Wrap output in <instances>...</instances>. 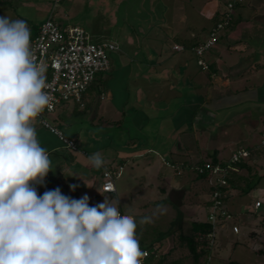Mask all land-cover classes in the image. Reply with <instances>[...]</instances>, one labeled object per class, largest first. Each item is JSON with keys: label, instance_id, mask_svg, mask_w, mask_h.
<instances>
[{"label": "crops", "instance_id": "0c3cea01", "mask_svg": "<svg viewBox=\"0 0 264 264\" xmlns=\"http://www.w3.org/2000/svg\"><path fill=\"white\" fill-rule=\"evenodd\" d=\"M229 1L235 2L233 19L224 34L219 35L216 44L205 52L208 69L203 68L198 59L197 63L192 61L186 53L188 50L195 51L193 48L204 41L202 33L193 29H190L191 32L186 29L171 31L176 40L172 46L174 55L157 61L144 55L142 58L130 57L128 64L118 58L117 66L111 75L106 76L104 83L96 84L94 80L82 101L72 99L62 102L56 110L65 113L66 118L82 109L83 112L91 111L90 114L96 118L100 116L99 120L105 118L104 124H114L120 129L121 137H126L128 148L117 152L116 160H113L117 167L123 166L130 158L135 161L136 156L145 157L149 152H154L156 159L153 163L148 161L149 164L147 162L144 167L150 179L145 186H155L161 192L174 190L170 176L162 172L163 163L167 166V162L180 166L185 164L182 172L178 173L182 174L187 167L195 171V165L191 167L186 159L188 156L194 158L195 164L212 160L214 154L219 162H226L229 159L222 156L226 148L235 146L231 153L239 148H251L252 154L245 159V167L232 174L226 199L233 216H242V212L233 211V198L238 191L244 192L250 187L252 177H258V182L264 177L263 170L257 175L264 157L260 146L241 145V142L251 138L253 129L264 130V0ZM224 9L217 10L216 19L206 31L211 30ZM176 44L183 46V49H175ZM160 47L161 50L165 48L164 45ZM112 66L111 62V69ZM131 83H134L135 89ZM119 114L120 117H117ZM220 116L223 122H218ZM35 126L41 145L48 150L56 165L55 170L49 171L45 177L44 184L36 186L38 193L75 184L82 191L84 188L93 190L99 180L100 193L117 195L118 189L116 193H109L101 188L103 167H112L113 163H104L99 169L98 178L92 171L94 167L88 163V151L67 147L39 119ZM57 126L66 136L76 140L75 134H67L58 122ZM87 171L90 172L88 176ZM70 174L74 176H67ZM199 179L206 180L197 174L195 180L185 183L183 189H191ZM209 199L210 188L209 196L205 199L207 207ZM263 205V202L260 206L255 204L253 225H258L257 215ZM262 216V227H259V232H251V236L264 245V210ZM263 248H259V252Z\"/></svg>", "mask_w": 264, "mask_h": 264}, {"label": "rangeland", "instance_id": "374dc122", "mask_svg": "<svg viewBox=\"0 0 264 264\" xmlns=\"http://www.w3.org/2000/svg\"><path fill=\"white\" fill-rule=\"evenodd\" d=\"M3 1L6 3L0 2V16L24 20L30 30L31 40L42 22L52 14L61 25H78L88 30L93 39H107L118 44L120 50L110 54L112 69L98 73L95 78L97 84L104 83L106 76L112 74V70L118 64L116 62L118 58L122 63L128 64L130 57L142 58L144 55L147 59L157 61L174 55L172 46L176 40L170 34L171 31L193 29L192 31L201 32L202 39L205 40L210 33L205 29L209 27L213 19H216L214 17L217 10L225 8L228 0H60L56 4L54 0ZM224 31L225 29L218 31V38L219 35L224 34ZM162 45L165 47L163 50L160 47ZM186 53L188 58L197 63L198 55L195 51L188 50ZM206 57L207 53L203 55L207 61ZM131 86L134 88V83H131ZM132 91L134 93V90ZM90 113L91 111L83 112L82 109L72 113L70 118H66L65 113L56 110L45 115L53 124L60 123L67 134H75L76 143L80 149L90 154L98 151L106 164L113 163L112 167H117L118 164H114L113 160H116L119 150L128 148L125 144L126 137H121L120 129H117L114 124L106 125L103 120L105 118L99 120L100 116L96 118ZM117 117H120V114ZM222 118L220 116L218 122H223ZM107 121L110 120L107 119ZM251 132V138L241 142V145H259L264 154L260 130L256 128ZM234 147L226 148L222 156L230 159L231 150ZM134 159L135 161L130 158L123 165L121 176L117 180V195L95 192L99 188V180L93 190L84 188L82 191L76 184L75 189L68 185L66 188L57 187L62 193L74 198H80L87 193L90 205L103 202L104 195L114 199L118 202L117 206L122 213L131 214L136 218L137 239L144 244L155 241L160 254L165 257L162 264H168L177 259H180L183 264H191L192 255L189 249L181 244L178 235L181 230L189 233L194 218L200 221L208 219L209 209L205 199L209 196V181L199 179V186L197 184L191 189L184 190L185 183H192V179L195 180L197 177L196 170L193 171L192 168L187 167L182 174H178L174 167L163 163L162 172L170 176L174 190L161 192L155 186L151 188L145 186L150 179L144 167L148 161L154 162L156 154L149 152L145 157L136 156ZM166 159L165 157L163 161L165 162ZM186 159L191 167L197 165L194 158L188 156ZM261 160L262 165L257 175L261 170L264 171V157ZM99 169L92 170L96 177L99 176ZM89 173V171L86 172L87 176ZM257 178L252 177L249 181L250 187L244 192L238 191L235 195L232 200L233 211L242 212V216L234 215L218 227L211 258L209 260V255L203 256L200 258L201 262L264 264V248L262 252H259V248L264 245L258 238L251 236V232L262 227L260 219L263 217L264 210L263 205L257 215L258 225H253L256 217L253 213L256 201L259 200L264 204V177L260 182ZM194 209H196V215ZM142 217H150V222L140 223ZM233 225L239 227V232H234Z\"/></svg>", "mask_w": 264, "mask_h": 264}, {"label": "clouds", "instance_id": "9594fccd", "mask_svg": "<svg viewBox=\"0 0 264 264\" xmlns=\"http://www.w3.org/2000/svg\"><path fill=\"white\" fill-rule=\"evenodd\" d=\"M45 73L27 23L0 16V264H142L137 220L117 201L104 195L90 205L87 193L74 198L59 187L38 193L56 168L35 126L52 106ZM87 160L105 163L99 152Z\"/></svg>", "mask_w": 264, "mask_h": 264}, {"label": "built area", "instance_id": "2783aa9c", "mask_svg": "<svg viewBox=\"0 0 264 264\" xmlns=\"http://www.w3.org/2000/svg\"><path fill=\"white\" fill-rule=\"evenodd\" d=\"M59 2L60 0H54ZM234 1H229L226 8L220 12L219 19L211 28L208 38L196 45L193 49L199 56L198 63L205 69L209 65L203 58L204 53L212 48L218 40V31L228 27L233 19ZM34 51V58L37 63L46 66V89L51 96V108H46L38 117L43 126L66 144L67 147L77 150L78 146L74 138L66 136L61 129L53 124L45 114L56 111L58 105L63 101H82L85 92L95 80L98 73L111 69L110 53L118 50L119 46L107 39H93L91 33L78 25H61L53 15L50 14L40 25L38 32L31 40ZM175 49H183V46L176 44ZM261 146H264V130L261 132ZM249 148H239L231 153L226 162L213 163L212 160L195 165L197 173H204L209 170L208 181L210 184V199L208 204V221L212 224V231L207 234V246L213 249L216 243L217 229L226 219L233 217L228 209L226 199L230 183L231 165L245 160L251 156ZM174 167L178 173L182 172L185 164L176 165L167 162ZM123 166H104L102 171V190L109 193H116V181L121 176ZM261 201H256L260 206ZM234 232H239V227L233 225ZM144 252L142 264L151 254L148 249L140 247ZM211 254L208 256L210 260ZM208 264V262H207Z\"/></svg>", "mask_w": 264, "mask_h": 264}, {"label": "trees", "instance_id": "16d2710c", "mask_svg": "<svg viewBox=\"0 0 264 264\" xmlns=\"http://www.w3.org/2000/svg\"><path fill=\"white\" fill-rule=\"evenodd\" d=\"M1 3H6L3 0H0ZM252 152V149L249 148ZM252 154V153H251ZM212 162L215 164L218 161L216 154L212 156ZM204 163V162H202ZM199 163V164H202ZM245 160H242L238 163H234L231 165V172L228 178L229 183H231L232 174L237 171L239 168L245 167ZM198 176L208 180L209 170H206L204 173H197ZM212 231V224L206 221H198L195 220L191 223L189 233H184L182 230L179 232V239L182 245H185L192 255L193 262L191 264H207V262H201L200 258L203 256H208L212 253V248L207 246V234ZM139 246L145 249H148L151 254L145 261V264H162L164 262V255L160 254L158 246L155 245L154 242H150L148 244L142 243L140 240ZM168 264H183L180 259L173 260Z\"/></svg>", "mask_w": 264, "mask_h": 264}]
</instances>
